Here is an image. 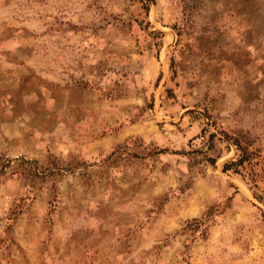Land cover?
<instances>
[{"label":"rangeland","instance_id":"obj_1","mask_svg":"<svg viewBox=\"0 0 264 264\" xmlns=\"http://www.w3.org/2000/svg\"><path fill=\"white\" fill-rule=\"evenodd\" d=\"M0 264H264V0H0Z\"/></svg>","mask_w":264,"mask_h":264},{"label":"trees","instance_id":"obj_2","mask_svg":"<svg viewBox=\"0 0 264 264\" xmlns=\"http://www.w3.org/2000/svg\"><path fill=\"white\" fill-rule=\"evenodd\" d=\"M241 150H242V156L239 158L238 163H243L248 157L247 152L244 151L242 147Z\"/></svg>","mask_w":264,"mask_h":264}]
</instances>
